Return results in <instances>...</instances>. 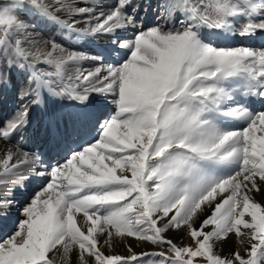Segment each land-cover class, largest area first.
Returning a JSON list of instances; mask_svg holds the SVG:
<instances>
[{
    "label": "snow or ice",
    "instance_id": "6c2138e0",
    "mask_svg": "<svg viewBox=\"0 0 264 264\" xmlns=\"http://www.w3.org/2000/svg\"><path fill=\"white\" fill-rule=\"evenodd\" d=\"M258 39L264 0H0V264H264ZM128 237L160 251L113 254Z\"/></svg>",
    "mask_w": 264,
    "mask_h": 264
},
{
    "label": "bare ground",
    "instance_id": "6f19581e",
    "mask_svg": "<svg viewBox=\"0 0 264 264\" xmlns=\"http://www.w3.org/2000/svg\"><path fill=\"white\" fill-rule=\"evenodd\" d=\"M99 2L103 4H111L114 3V0H99ZM78 27H87L86 24L81 22L78 24ZM61 33L57 32V36H60ZM66 35V34H65ZM125 35H131V33H126ZM107 43V41L104 38H98L95 40H80L76 41L74 38L71 40H66L65 45L66 46H74V50L83 52L87 55H95L98 52H101L103 50L104 45ZM232 43H236L233 41ZM261 43H264V41L257 40L255 42V46L259 47ZM97 64L92 61H85L83 62V67L86 69H91L96 67ZM19 104V101L14 98L13 94L11 92H6L3 94H0V120H5L8 118L17 108ZM40 117L37 113H33V121L34 125L33 128L29 130V138L24 141H17V143H22L24 145V150H30V149H36L40 146V143L42 142V135H41V127L37 123L39 121ZM12 147L11 144H5L4 142L0 141V156L3 155L5 148ZM63 162V161H61ZM53 163H55V160H53ZM39 189V184L36 181L31 182L29 191L25 195H20L19 191H17V199L23 203L25 201V196L31 197L32 193L35 190ZM255 199L259 201H264V195L256 194ZM169 237L176 242H181L184 245L187 244V241L190 238L185 237V235L182 232H175L170 231L168 233ZM189 243V241H188ZM131 245L132 250L136 253L143 252L141 249L145 246L144 243H138L135 238L128 237L125 241L116 240L113 243V246L111 248V252L113 254H118L122 256H127L128 253V246ZM239 245L237 244L235 236H231L228 240L221 243L220 248L218 251L221 252L222 255H228L230 252H234L237 250ZM243 254V249H240ZM105 251L107 252V247L105 248Z\"/></svg>",
    "mask_w": 264,
    "mask_h": 264
},
{
    "label": "rangeland",
    "instance_id": "374dc122",
    "mask_svg": "<svg viewBox=\"0 0 264 264\" xmlns=\"http://www.w3.org/2000/svg\"><path fill=\"white\" fill-rule=\"evenodd\" d=\"M168 235V234H167ZM168 237H169V235H168ZM170 238V237H169ZM171 239V238H170ZM173 240V239H172ZM174 242H176L175 240H173ZM188 241H189V243H188ZM187 241V244L186 245H188V246H190V245H192V243H193V241L191 240V239H189ZM178 245L179 244H181V242H176ZM145 244V246L144 247H142L141 249L143 250V251H160V249H158V248H156L155 246H152V245H150V244H147V243H144ZM199 259V258H198Z\"/></svg>",
    "mask_w": 264,
    "mask_h": 264
}]
</instances>
